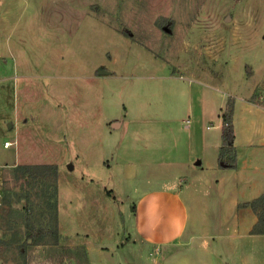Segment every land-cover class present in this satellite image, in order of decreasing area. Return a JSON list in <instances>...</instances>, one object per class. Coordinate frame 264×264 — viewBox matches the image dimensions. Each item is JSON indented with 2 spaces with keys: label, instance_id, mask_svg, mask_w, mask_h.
I'll use <instances>...</instances> for the list:
<instances>
[{
  "label": "rangeland",
  "instance_id": "374dc122",
  "mask_svg": "<svg viewBox=\"0 0 264 264\" xmlns=\"http://www.w3.org/2000/svg\"><path fill=\"white\" fill-rule=\"evenodd\" d=\"M206 91L224 106L246 97L264 106V0H0V174L11 190L0 264H264V241L247 239L249 197L227 187L194 186L200 207L184 197L189 243L135 235V203L170 181L175 140L187 147L176 160H189L188 142L196 151L215 132L210 119L186 128L176 117L189 92ZM105 117L123 128L103 129ZM90 146L91 162L81 156ZM13 164L58 165L55 197L11 189ZM29 226L60 235L25 245Z\"/></svg>",
  "mask_w": 264,
  "mask_h": 264
},
{
  "label": "crops",
  "instance_id": "0c3cea01",
  "mask_svg": "<svg viewBox=\"0 0 264 264\" xmlns=\"http://www.w3.org/2000/svg\"><path fill=\"white\" fill-rule=\"evenodd\" d=\"M94 18L101 21L98 17ZM100 74L105 75L106 79L117 76V72L111 69L108 70V72H102L101 70ZM173 76H175L174 73ZM185 97H187V112H176V117L179 118L180 123L182 122L186 128L191 126L193 128V125L197 126L202 124V122L204 124L206 120L210 119L213 125L210 126L206 124L205 130L212 131L215 129V132H213L209 138H197L198 148L196 151L191 150L192 145L195 143L194 139L188 142V147L189 145L191 146L189 150V160H187V156H183L181 161L176 160L175 156L182 154L183 149L187 151V147H179L177 139L175 140L176 142L172 147L170 155H174V157L167 163L168 165L165 164L166 174L171 175V177H168L170 181L165 178L167 185H162L155 189L144 190L140 196V201L135 203V235L143 239V242H171L172 245L181 244L182 242L180 241L182 239V244L190 242L192 236L189 235L186 237L189 202L184 199V197H187L200 207L194 186H201V188L207 189L209 192L208 195L213 194L211 192V187H213V185H216L219 194L227 187L230 191L233 190L234 192H238L240 196L241 194L245 197L248 196L249 199L245 201L247 203L264 194V106L250 101V97L242 98L239 102H235V139L232 144L237 150L238 168L234 170L222 169L220 168L219 162V153L222 146V115L227 107L226 104L225 106L223 105L224 101H221L222 95L206 91L204 94L203 92L200 94L189 92ZM54 110L56 112H61L59 106H56ZM55 111L52 110V112ZM236 112H241V116L239 117ZM73 113L74 116L78 117V112ZM181 114H186L185 120H183L184 116ZM65 116L67 117V115ZM159 118L165 119V117L161 115L158 116V119ZM108 120L109 117L104 118L103 129H105L106 125L109 123ZM69 121L71 125L75 126L73 123L74 120L72 121V114L70 115V113ZM168 122L172 123L173 121L169 120ZM108 125H112L116 130H121L124 121L111 120ZM177 125L176 122L173 123V127ZM11 127L12 123H9L10 130ZM195 131L196 129H192V132L195 133ZM26 140V137L24 139L20 137L16 142L19 141L23 144ZM60 147L62 148L61 159L64 161H66V159L70 160V151L67 148H63L61 143ZM144 147H147L146 144H144ZM95 151L96 150L90 146L88 151L84 150L81 156L91 162ZM144 161L150 163L147 159L142 160V163L145 164ZM58 162L61 163V161ZM58 162L56 164H58ZM126 171L128 172V168H126ZM161 176L153 178L160 180ZM148 179L149 177L145 178V181ZM221 193H224V191ZM232 204L236 207L238 202L232 201ZM127 207H129V205H127ZM244 208V212L249 213L248 217H252L251 224L248 227L249 237L247 239L252 240L254 243L261 240L264 241V234H252L250 232L258 223L259 218L257 213L251 206ZM155 214L159 216L155 218L156 220H153ZM173 214L177 216L179 220H170ZM204 243L206 244L207 241H204ZM208 248L207 244L203 247L206 257L209 260L213 258V253L210 252ZM255 253L257 252L255 251Z\"/></svg>",
  "mask_w": 264,
  "mask_h": 264
},
{
  "label": "trees",
  "instance_id": "16d2710c",
  "mask_svg": "<svg viewBox=\"0 0 264 264\" xmlns=\"http://www.w3.org/2000/svg\"><path fill=\"white\" fill-rule=\"evenodd\" d=\"M124 33H128L127 29L122 30ZM223 119V131H222V146L219 153L220 168L222 169H237L238 168V155L237 150L231 142L235 139L234 129V104L229 103L226 110L222 115ZM11 167V180H7V183L11 181L15 182L16 187H10L11 189H26L25 197L28 198L31 194V189H37L38 194H42L43 199L52 200L57 194V177H58V165L56 164H13ZM55 185V186H54ZM51 186V187H50ZM54 188V190H49ZM11 190L5 186L4 201L5 203L1 207H5L6 203H9V193ZM50 203V202H49ZM56 203L51 202V206L55 207ZM258 215V223L253 227L252 234H264V194L257 199L247 203ZM0 207V208H1ZM28 236L25 245L31 243L37 245L46 236L58 238L59 231L52 228H42L29 226Z\"/></svg>",
  "mask_w": 264,
  "mask_h": 264
},
{
  "label": "built area",
  "instance_id": "2783aa9c",
  "mask_svg": "<svg viewBox=\"0 0 264 264\" xmlns=\"http://www.w3.org/2000/svg\"><path fill=\"white\" fill-rule=\"evenodd\" d=\"M187 122H189V121H187ZM12 145H13L12 142H6L5 143L6 148H9ZM4 189H5V181H4L2 174H0V205L3 204L2 199L4 200Z\"/></svg>",
  "mask_w": 264,
  "mask_h": 264
},
{
  "label": "water",
  "instance_id": "95a60500",
  "mask_svg": "<svg viewBox=\"0 0 264 264\" xmlns=\"http://www.w3.org/2000/svg\"><path fill=\"white\" fill-rule=\"evenodd\" d=\"M233 142H231V144H232Z\"/></svg>",
  "mask_w": 264,
  "mask_h": 264
}]
</instances>
